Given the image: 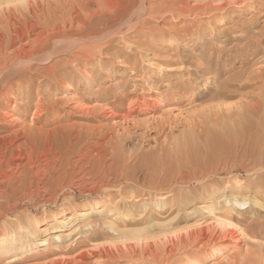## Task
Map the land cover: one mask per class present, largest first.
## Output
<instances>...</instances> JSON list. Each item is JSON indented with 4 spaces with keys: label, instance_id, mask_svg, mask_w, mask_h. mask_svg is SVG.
<instances>
[{
    "label": "rangeland",
    "instance_id": "1",
    "mask_svg": "<svg viewBox=\"0 0 264 264\" xmlns=\"http://www.w3.org/2000/svg\"><path fill=\"white\" fill-rule=\"evenodd\" d=\"M12 1L11 3L9 1L11 5L15 4L17 6L21 4V7L22 5L23 7L27 5L26 9L29 2H37V0ZM52 1L54 6L60 4V1ZM146 1L151 5L150 8L152 9L148 10V15L145 13L143 15L144 17L139 18V24L141 25L134 31H130V35L124 34L123 32L125 31L117 33L118 35L116 34L112 37V42L105 46L101 45L95 50L93 49V56L88 62L77 61L74 58H67L65 53H58L54 61L55 59L56 61L66 60L68 66H66V70L62 69L64 67H60L63 73L57 79H47L45 77L40 79V81L37 79L34 83H30V77L28 76L25 78L28 81L26 82L24 80L25 83L19 86V88L17 87L18 89L14 92L11 91L12 93H6L3 97H0L1 106H5V103H10V110L8 111L6 109L5 111L7 115H11L9 118L12 122L14 120L17 122L18 119L23 121L24 119L25 122L27 121L29 123L35 117L33 119L35 123H32V125L39 131L36 134V141H39L37 144L40 143L44 147L38 145V149L41 147L39 151H42V154L44 153L43 156L45 155L43 151H47L50 154L46 152L48 162H52L51 165L55 166L58 171L56 176L65 173L66 169L70 168L68 171L70 174L68 173L66 180L70 179L69 181H73L76 178H82L84 176L85 178H90L95 176V174H103L101 170L105 168L106 171L107 167L105 166L108 165L110 169L107 170L122 171L124 169L123 172L127 171L129 176L132 175L131 177H134L132 184L126 185L122 181L123 183H120V187L117 185L116 190L112 189L111 197H91L86 200L76 194L77 201L74 202L75 204L69 205L67 198L69 195L72 196V191L63 190V193L60 194L61 197H59L67 198L62 203L57 204L53 202L54 204L51 203L49 206L43 207L41 202L32 204L25 202L10 218L0 222V236H2L0 238H9L13 236L12 234L19 232L20 229L17 227L19 225H17L18 222L22 224H33L37 221L42 226V229H45L50 226L52 218L60 216L61 213L64 212L65 217L62 220L66 223L78 217L81 212L91 211L92 206L97 203L96 206L98 208L101 210L108 209V212L103 216H93L94 218L92 219L95 220H91H99L100 223L92 227L87 226V224L91 223L90 219L79 218L74 224L63 229L62 234L64 235L65 233L67 235L69 233V237L63 238L59 242L56 240L52 241L47 247H34L33 251L28 253L13 251L6 255L1 251L0 264H61V262L66 264L67 262L69 264H149L140 262L137 256L131 257V259H120L113 256L107 262H102L99 261L101 259H98L97 256L93 257L90 255V253L104 246H107L106 248L116 253L117 251L127 252L131 245H137L140 242L144 243V241L152 244L154 250L158 251L159 253H157L160 256H166L160 259L163 261L161 262L162 264H264V166L259 164L260 159H263L264 145L262 146L257 138V140L254 139L256 136H250L248 140L246 138L239 142L227 143L220 147L219 150L222 151V154L218 151L219 157L216 156L217 161L214 156V163L219 165L215 164V169L213 168L211 170L214 171V177L210 181L212 185L209 190L212 191L214 197L213 199H209L208 205H213L215 202L216 204L213 205L214 208L210 212L204 215L201 214L202 212L200 210L204 206L203 200L197 199L193 201L192 198L194 194L203 197L207 192L199 189L201 188V184L195 179H192L193 181L191 180V175L193 172H196L193 168L191 170L190 168L183 170L187 178L189 179L190 177V182H188L189 180L186 176L182 177V172L177 176V178H183V184L186 183L185 186L181 184V188H185L187 192L189 191L187 195L189 201L181 204H173L165 200L164 207L157 208L156 204H149L148 202L155 197L159 198V196L169 198V193L168 191L166 192L168 189L157 186L156 190L151 193L154 189H149L145 184H154L157 178L159 181H163V179L170 175V172L167 170H163L162 172L160 167H157L158 169H155V171H153L154 168L151 170V168L147 167L148 170L150 169V172L147 169L148 172H145V164L140 161V157L145 155L159 159L158 154L162 143L159 142L157 144L155 142L154 138L157 136L156 133H149L147 131L151 127L147 123L150 115H147L143 107L148 102H159L161 97H165L167 102L164 112L171 111L173 116L176 114L178 119L181 118L182 120H180L184 121L183 117H188L192 111L194 116L197 115V112H195L196 109H194L196 106L203 103L207 105L206 100L210 96L216 92L225 91L224 89L227 87L229 91L224 96L223 110H220L216 113L217 115L215 114L212 117L217 120L219 119V123L218 121H216L217 123L213 121L217 125L214 126L215 124L212 122L209 125L207 124V128H211L212 125L214 128H217L222 123V127L226 123L227 126L228 124H232L228 128L231 127V132L233 131L236 134V132L241 131L244 127H242V124L247 120H251L248 117L249 110H246V108L250 105L255 106V104L258 107L251 113H254V120L264 118V105L262 106L264 104V0H183L174 10H172V7H167L164 0ZM1 2L3 3V0ZM66 2L64 3H66V11H68L73 7L74 0H67ZM9 3L7 0L4 1L3 7L5 8V5L8 7ZM186 3L192 5L197 4V7L198 4H201V6L206 5L207 7L189 14H183L177 11V9L184 7ZM48 5L51 7L50 4ZM3 7L0 9L2 10ZM50 7L48 12L53 13V7ZM167 8H170V11ZM160 9L165 10L160 11ZM24 12L27 11L25 10ZM52 13L49 14L52 17H49L51 20L47 18L49 15H46V20H50L48 23L55 19L58 20V23L60 21L62 22L61 18L63 15L61 13H58L56 16ZM53 22H56V20ZM40 23L42 26L45 25L42 24L43 21ZM44 27L39 26L38 32L44 31ZM45 33L48 32L46 31ZM58 43L59 45L61 44L60 42ZM58 43L56 42V45ZM59 45L57 47H60L62 44ZM1 52L4 53L3 49H0ZM70 59H73V63H71ZM34 66L35 68H41L44 66V61H41V63L38 62ZM172 66L178 67H174L176 69H173ZM206 73H209L208 77L211 80H209L202 96H199L197 99L194 97H186L187 93L195 90V86H197L195 85L197 84L196 81L201 80ZM240 80H242V85L248 84V86L244 87L241 91L232 88L233 85L230 84H237ZM33 86H36V88L39 87L40 95L35 96L34 94L33 98H31L33 100L25 99L28 91L30 89L32 90ZM135 90H137L136 95L139 96L137 102H134L132 99L130 101L131 96L134 95L132 93H135ZM171 93L177 97L175 99L173 97L171 98ZM170 101H174V103L172 104ZM258 101L262 103V109ZM33 102L34 104L40 102L44 104L46 102L43 106L48 108L47 105L49 104V107L52 108H48L45 111L46 113L43 111L40 115H37V113L35 115ZM205 105H201L197 109L203 108ZM113 106H116L117 112L120 114L127 113L129 110L131 112L132 110L134 120H123L121 117L112 115ZM257 109H259L260 113L256 112L258 111ZM153 112L157 117L164 114L160 108H155ZM192 113L190 115L193 116ZM206 113L203 115V118L207 117ZM26 114L28 115L26 116ZM180 114H183V116L181 117ZM255 114H257V119H255ZM144 133L146 134L144 135ZM86 134H88L87 138L85 137ZM178 134L177 132V138H179ZM114 135H118L119 140ZM113 136L114 138L112 139ZM250 138H253V140H250ZM23 140L24 138L21 139V142ZM112 145L115 147L112 148ZM258 145L260 146L258 147ZM262 147L263 149H260ZM165 148L163 147L162 149ZM222 148L223 150H221ZM52 149L53 151H51ZM117 152L122 154L120 155L118 153L120 156L116 155ZM108 153H115L116 156L120 157V160H118L120 162L122 161L121 156L126 158L128 156L131 159L130 156L132 154V157L135 156V158L131 160L125 158L126 162L122 167L125 166L123 168L119 166L118 169L112 163L114 155L110 156ZM139 154L144 155L141 156ZM222 155H224L223 161L221 160ZM99 156V160L102 163L98 161ZM110 157L112 159L107 160ZM160 157L164 159L165 155H160ZM201 157H203V153L199 151L197 159H201ZM153 158H151V162L155 161ZM46 159H43L42 162L45 163ZM128 160L131 163L127 166ZM179 160L180 158L172 162H175V166L180 167L179 165L184 164L185 160L181 159V164L178 162ZM53 161L54 164L56 163L55 165ZM134 161L138 165L140 163V166L143 164L142 169L139 166L140 169L138 171L137 165V170L134 172L133 169H136L134 168L135 164H132V162L135 163ZM219 161L223 164H220ZM98 163L102 165H98ZM97 166L99 167L95 169ZM152 172L155 173L153 174ZM146 175L148 176L146 177ZM150 175L153 177H149ZM121 186L125 187L122 188ZM235 186L242 187L241 191L243 190V193L239 191V194H237L239 198L248 195L251 201L244 209H240L238 212L237 209L225 208L219 203L222 197L233 196ZM143 187H146L149 191L151 190L150 193L148 192L150 196L147 195L148 193L144 191ZM181 188H175V190L178 191ZM177 191L174 193H177ZM145 196H147L146 198L148 200ZM133 198L141 201L143 209L139 207L134 213V219L125 221L122 219L123 210L119 211L118 208L126 207L129 200H133ZM216 198L221 200H217ZM256 198L260 202L259 205L253 204V200H256ZM123 199L128 202L125 203ZM113 207L115 209H112ZM46 212L51 214V216L46 217L44 215ZM148 218L153 220L151 224H157L155 225L156 227L149 228V225L146 223L150 220ZM108 219L113 222L110 223L111 225H105L103 222H107ZM227 224L231 226L229 227ZM238 225L239 227H237ZM111 226L114 229L116 228L117 231L111 229ZM249 226L256 227L259 232H257L256 237L244 238V241L236 245L234 239L225 241L222 237V234L227 229L239 231ZM143 228L145 230L147 228V233L143 230V233L141 232L142 234L140 233L138 236L139 238L127 234V232L132 230H140ZM124 233L131 237L126 238L127 236ZM188 234L193 235L190 236ZM40 235V239L47 236L46 234ZM48 235L49 237L54 236L55 233L51 232ZM183 237L186 240H181L180 242L177 240L179 238L185 239ZM189 237H192L193 242L191 238L189 240ZM175 239L176 242H174ZM69 243L72 244L68 246ZM171 243H173V246ZM178 243L181 244L178 245ZM169 245L174 249L176 246L175 250L178 251L174 253L175 250L169 247ZM125 247L127 249L126 251ZM139 248L140 246H138ZM169 250H173L174 254L170 253ZM168 252L171 255L167 254ZM84 253H87V255L89 253L88 257L79 261L82 259ZM166 258L168 259L166 260ZM160 260L157 264H160ZM151 264L155 263L151 262Z\"/></svg>",
    "mask_w": 264,
    "mask_h": 264
},
{
    "label": "bare ground",
    "instance_id": "2",
    "mask_svg": "<svg viewBox=\"0 0 264 264\" xmlns=\"http://www.w3.org/2000/svg\"><path fill=\"white\" fill-rule=\"evenodd\" d=\"M4 1H6V0H3V3H4ZM9 1L11 3L12 0H7L8 3H9ZM51 1L52 0H42V1L37 0L36 3H30L29 2L27 9H26L27 5L25 7H23V5H22V7H23L22 8L20 6L21 4L20 5L18 4L19 6L12 4L13 5L12 6L10 3L8 4L9 5L8 7H6V5H5V8H4L3 3L2 2H1L2 4L0 3V6L2 5V7H3L2 10L0 9V49H3V51H4V53L3 52L0 53V55H2L0 58V97L1 96L3 97V95H5L6 93H10L11 91L14 92L16 89L19 88V86H21V85H23V83H25L24 80L26 81L25 78L28 76L30 77L29 78L30 83L31 82L34 83L35 80H37V79H39L38 81H40V79L45 78V77L47 79H49V78L57 79V77L62 75V73H63L62 71L67 69L66 66H68L66 60L62 59V60L56 61V59H55V61H54V58H55L56 54H58V53H60V54L65 53L67 55V58H69V57L74 58V60L76 59L77 61L81 60L83 62H85V61L88 62L93 56V51L95 49H97V47H100L101 45L105 46V45L109 44L110 42H112L113 41L112 37L115 36L117 33L125 31L123 33L128 35L130 31H134L135 29H137V27H139V25H141V24H139L140 23L139 18L142 17L145 13L146 14H147V12L149 13L148 10L152 9V8H150L151 5L146 0H74L73 7H71L70 10L66 11V3H67L66 1L67 0H55L56 2L60 1V4L58 6L57 5L54 6V4H52L53 1L52 2ZM62 1H63V3H62ZM181 1H183V0H164V3H166L167 7H170V8L172 7V10H174V8H177L179 6V3ZM64 2H66V3H64ZM48 4H50L51 7H53V13L51 12L52 14H54L56 16L58 13H61L63 15V17L61 18L62 22L60 21L61 24H60V22L58 23L57 19H55L56 22H53V21H55V20H53L52 22L48 23L52 18L49 15L51 13L48 12V9L50 7ZM196 5L186 3V4H184V7L177 9V11H179L183 14H189V13L197 12V10L199 11V9H201V8L207 7L206 5L201 6V4H198V7ZM2 7H0V8H2ZM47 7H48V9H47ZM159 8H161V7H159ZM170 8H167V9L170 11ZM208 8H209V5H208ZM211 8H213V7H211ZM165 9H160V11L165 10ZM25 10L27 12H24ZM201 11H203V10H201ZM164 13L166 14V12H164ZM181 13H180V15H181ZM46 15H49V16H47V18L51 17V18H49L50 20L49 19L46 20ZM42 21H43L42 24H45V25H43V26H45L43 28L44 31L38 32L39 26L43 27L40 23ZM46 31L48 33H45ZM56 42L57 43L60 42L62 45L60 44L61 45L60 46L58 43V45L60 47H57L58 45H56ZM54 45H56V46H54ZM72 60L73 59H70L71 63H73ZM41 61H44V66L41 68H35L34 65L38 62L41 63ZM60 67H64L65 69L62 68L63 70H60ZM174 67H178V66H172L173 69H176ZM181 67H182V65H181ZM184 70H185V68H184ZM198 71H200V70H198ZM208 74L209 73L204 74V76L201 80L196 81L197 84H195V85H197V86H195V90L190 92V93H187L186 97H194L195 99H197L199 96H202L203 92L207 88L209 80H211V78L208 77ZM252 81H250V82H252ZM241 82H242V80H240L237 84H230V85H233L232 88H236V89H238V91H241L244 87L248 86V84L242 85ZM37 84H39V83H37ZM224 90L225 91H219V92L214 93L212 96H210V98L208 100H206L207 105H205L204 103L201 104L203 106L205 105V107L202 106L203 108L197 109V108H199V106L201 107V105H199V104H198L199 106L194 105V106H196L194 109H196L195 112H197L196 113L197 115L194 116V114L192 113L193 111H192L191 113L193 114V116L190 115L191 113L189 114L190 116L188 115V117L184 116L185 117V118L183 117L184 121H181L182 119L180 117L179 118L181 120L178 119L176 114H175V116H173V114H171L172 113L171 111L164 112L166 109V106H167L166 105L167 102H166L165 97H161V100L157 103L156 102H148V104L145 105V107H143L144 111L147 113V115H150V117H148L149 119L147 120V123L150 124L151 127H149L147 129V131H149V133L154 132L157 134V136L154 138V140L157 144L159 142H161L162 147L160 148V151L158 154L159 159H155V158H153V156L151 157V156L147 155L148 156L147 157L145 155L146 156L145 157V156H143L144 154L143 155L139 154V155L143 156V157H140V161H141V163L143 162L145 164V166H144V168L146 167L145 170L147 169V167H149V168H151V170H153L152 168H154L153 171H155V169H158L157 167H160V170H162V172H163V170H167L170 172L169 173L170 175H168L167 178L163 179V181H159L157 178L158 176H157V177H155V178H157V181L154 180L155 181V183L153 182L154 184H145V186L148 187L149 189H151V190L154 189L153 191L150 190L151 193L156 190L157 186H160L163 188L165 187L166 189H168V190H166V192L168 191L169 196H170L169 198H162L160 196L158 198V197L154 196L155 198L152 199L150 202H148L149 204H156L157 208H161V207H164L166 201H170V203H173V204H177V203L181 204V203H184L185 201L188 202L189 197H187V195L189 194V191L187 192V190L185 188H183V189L181 188L182 187L181 184L184 183L183 178L182 179H181V177L177 178V176H179V173L181 174V172H182V174H181L182 177L186 176V178H187V175L183 170H187L188 168H190V170H191V168H193L196 172H193V174L191 173L192 174L191 180L195 179L198 183H200L201 188H199V189H201V190L203 189L207 193L205 192L206 195H204L203 197H199V196H197L198 194L197 195L194 194L192 199H193V201L197 200V199L203 200L202 202H204V206H202L200 209L202 212L201 213L202 215L210 212L214 208L213 205L216 204V202H215L213 205H210V204L208 205V201H210L209 199H213V197H214L213 196L214 194L212 193V191L209 190L210 186L212 185V182H210V181L214 177L213 176L214 171H211V170L214 168L215 164H217V163H214V159L216 158L215 160L217 161L216 156H218V151H220L219 150L220 147L227 144V143L229 144L231 142H239L240 140H244L246 138L248 140V137H250V136L253 137V135L256 136L254 139L257 138L258 141L261 142L262 146L264 145V118L263 119L258 118V120H254V117H253L254 113L251 114L252 111H254L255 108L258 107V106H256V104H255V106L250 105L246 108V110H249L248 117H250L251 120H247L244 124H242V127L243 126L244 127L242 128L241 131L236 132V134L233 131L231 132V127L228 128L232 124H230V125L228 124V126H227L226 125L227 123H226L225 124L226 126L224 125L222 127V125H223V123H222V124H220V126H217V128L216 127L214 128L213 125L211 126V128H207V124L209 125V123H212L213 121L215 123H217L216 121L219 120V119L218 120L214 119L212 117H214L213 115L218 113L220 110H223L224 96L226 95L227 91H229V90H227V87ZM39 93H40L39 87L36 88V86L35 87L33 86L32 90L30 89L28 91L27 95L26 96L24 95V96H25V99L33 100L31 98H33L34 94L36 96V95H40ZM136 93H137V90H135V93L134 92L132 93L134 95L131 96L130 101H131V99L134 100V102L138 101L139 96H137ZM41 94H42V92H41ZM172 97L175 99L177 96L175 94L171 93V98ZM150 99H151V97H150ZM8 101H6V102H8ZM154 101H155V99H154ZM34 102H35V100H34ZM34 102H33V104H34ZM37 102H39V101H37ZM171 102H172V104L174 103V101H170V103ZM258 103H260V102L258 101ZM9 104L5 103L4 104L5 106H1L2 104L0 105V222L5 221L8 218H10V216L12 214L16 213L18 211V209L22 206V204H24L25 202H29L31 204L41 202L43 207L49 206L53 202H56L57 204L60 202L62 203V201H64V199L67 198V197L66 198H60L61 197L60 194L63 193V190L72 191V196L69 195L70 198L69 197L67 198L68 202H69L68 204L71 205L77 201L76 194L82 198H85L86 200L91 198V197H97V198L102 197V196L111 197V190L112 189L114 190L119 185H121L120 183L122 181H124L126 185L132 184L134 177H131L132 175L129 176L127 171H125L127 173L123 172L124 169L123 170L121 169L122 171H120V170H117V171L111 170L110 171V170H107V169H110V168H108V165L105 166V167H107L106 171H105L104 166H103L104 170H101L102 172L99 171L103 174H99V175L95 174V176L90 177V178H85V176H84L82 178H76V180L74 179L73 181H69L70 179L66 180V177L68 176V173H69L68 171L70 170V168H67V167H66L67 169H66L65 173H63V174L61 173L58 176H56V173L58 171L55 168V166L51 165L52 162L51 163L48 162L49 160H48V156L46 154L47 151H43V152H45L46 156L45 155L43 156L44 153L42 154L41 153L42 151L41 152L39 151V149H41V147H43V146H41L40 143L37 144V142H39V141H36V134L39 131L37 130V128H34V126L32 125V123L33 124L35 123L34 122L35 120H33V119H35V117H33V119L30 121L28 120L29 123H27V121L25 122L24 119H23V121H21L20 119H18V120L16 119L17 122H15V120L12 122L9 118L11 115L10 116L7 115V112L5 111L6 109H8V111L10 110ZM44 104H46V102ZM44 104H42L41 102L34 104L33 108H34L35 115H36V113H37V115H40L43 111L45 112L48 108H50V109L52 108V107H49V104L47 105L48 108H46L45 106H43ZM261 104L262 103H260V106H261ZM263 105L264 104H262V106ZM262 106L260 107L261 109H262ZM155 108L156 109L160 108V110L163 111L164 114L162 116L157 117L155 115V113L153 112V111H155ZM175 109H177V108H175ZM251 109H253V110H251ZM259 109H257L258 111H256V112L260 113ZM117 111L118 110H117L116 106H113L112 107V115H115L116 117H121L123 120H129V119L132 120L134 118V117H132V115H133L132 110H131V112L129 110V112L124 113V114H120ZM206 112H209V113H206ZM205 113L207 114V117L203 118V115H205ZM27 115L28 114H26V116ZM256 115L257 114H255V117H256L255 119H257ZM180 116L182 117L183 114L182 115L180 114ZM23 118H24V116H23ZM12 119H14V118H12ZM178 120H180V121H178ZM221 121H223V120H221ZM218 123H219V121H218ZM216 125L217 124H215L214 126H216ZM219 127H221V128H219ZM12 128H16V129L12 130ZM177 132L179 133L178 134L179 138H177V135H176ZM124 133H127V132H124ZM145 134L146 133H144V135ZM87 135L88 134H86V136H85L86 138H87ZM141 135L143 136V134H141ZM114 136L112 137V139L114 138ZM40 137H41V135H40ZM85 137H83V138L85 139ZM115 137H117L119 140L118 135H116ZM125 137H127V136H125ZM23 138H24V140H23V142H21V139H23ZM121 138H122V136H121ZM112 139H111V141H112ZM251 139L253 140V138H250V140ZM39 140H40V138H39ZM100 140H101V137H100ZM249 143H251V141H249ZM111 144H112V142H111ZM38 145L41 146L39 149H38V147H39ZM260 145H258V147ZM115 146H116V144H115ZM115 146L112 145V148ZM163 147L164 148L166 147V148L162 149ZM263 147L260 149H263ZM112 148H111V150H112ZM221 150H223V148ZM51 151H53V149ZM199 151L203 153V157H201V159L200 158L197 159V155H198ZM220 152L222 154V151H220ZM115 153L114 154L108 153L110 156L114 155V157H113V159L110 157L107 160L112 159L113 160V162H112L113 166L115 165V168L117 167L119 169V166L122 167V165L126 162V160H125L126 157L121 156L122 161H124V162H122V161L120 162L118 160H120L119 156L122 153L117 152L116 155L120 154L119 156H116ZM160 155L161 156L165 155L164 159L162 157H160ZM224 155H226V154H224ZM224 155H222L221 160L222 159L224 160V158H223ZM53 156H54V153H53ZM97 156H98V154H97ZM97 156H96V158H97ZM214 156H215V158H214ZM46 157H47V159H46ZM123 157H124V159H123ZM99 158H100V156L98 157V161H100ZM107 158H108V156H107ZM127 158H128V156H127ZM130 158L133 159V158H135V156L132 157V154H131ZM151 158L155 159V161L152 159L154 162H151ZM179 158H180V160L181 159L185 160L184 164L183 163L181 164L180 160L178 161L181 164V165L178 164L180 167L175 166V162H172L173 160L175 161V160H178ZM262 158L263 159H260L259 164L264 166V155L262 156ZM43 159L44 160L46 159L45 163L42 162ZM49 159H50V157H49ZM56 159H57V157H56ZM82 159L85 160L84 158H82ZM131 159H129V160H131ZM101 160H103V158H101ZM129 160L127 162V166H128V164L131 163V162L129 163ZM137 160H138V157H137ZM149 160H150V162H149ZM80 161L81 160H79V162ZM105 161H106V157H105ZM55 162H57V161H55ZM100 162L102 163V161H100ZM67 163H68V161H67ZM81 163H82V161H81ZM93 163H95V162H93ZM93 163H91V164H93ZM101 163H98V165L99 164L102 165ZM136 163L137 162H135V163L132 162V164H135L134 168H136L138 165V163L137 164ZM177 163H176V165H177ZM53 164H54V161H53ZM66 164H64V165L66 166ZM220 164H223V163L220 162ZM224 164H225V162H224ZM69 165L71 166V164H69ZM69 165H67V166H69ZM109 165L111 166V164H109ZM217 165H219V164H217ZM217 165H216V167H218ZM94 166H96V165L94 164ZM139 166H140V163L138 165V171L140 169ZM56 167H57V165H56ZM98 167L99 166H97L95 169H97ZM131 167L133 168V166H131ZM140 167L142 169L143 164ZM115 168H114V170H115ZM182 168H184V169H182ZM64 169H65V167H64ZM193 169H192V171H193ZM130 170H129V172H130ZM133 170L135 172L137 170V168L133 169ZM147 170L145 172H148V171L150 172V169L148 171ZM160 170H158V171L161 172ZM159 172H158V174H159ZM144 174H146V173H144ZM147 176L148 175H146V177ZM189 176H190V174H189ZM146 177H145V179H146ZM149 177H153V176L150 175ZM149 177H148V179H149ZM189 179H190V177H189ZM262 179H263V177H262ZM235 180H234V182H235ZM185 181H186V179H185ZM188 182H190V180ZM185 184H183V185L185 186ZM134 185L135 184L133 183V186ZM133 186H131V187H133ZM121 187L123 188L125 186H121ZM146 187L145 188L143 187L144 191H147V193L148 192L150 193V191ZM175 188H177V189L181 188V190L179 189L180 191L178 190L179 191L178 192L177 190H175ZM241 189H242L241 186H235V188H234L235 192L233 193V196H231V197L224 196L222 198L220 197L222 200L218 198L219 200H221V201H219V203L222 204L223 207H225V208L237 209V212L240 209H244V207L247 204H249L251 201H250V198L248 195H247L248 197L246 196V197H240V198H239V196H237V194H239L238 192L241 191ZM121 191H122V189H121ZM176 191H177V193H174ZM242 191L240 193H243ZM149 193L147 195L150 196ZM171 193H173V194L171 195ZM201 193H202V191H201ZM144 195H145V193H144ZM166 195L168 196V194H166ZM133 196H135V195H133ZM243 196H245V195H243ZM135 197H137V196H135ZM146 197L147 196H145V198ZM142 199H143V197H142ZM140 200H141V198H140ZM124 202L126 203L128 201L124 200ZM97 204L92 206L91 211L81 212L78 215V217H76L73 220H70L69 222L67 221L66 223H65V221L62 220V218L65 217V214L63 212L60 214V216L52 218V222H50V226L48 228H45V229H42V226L37 221L34 222L33 224H31V223L30 224H22L21 222H18L17 225L18 224L19 225L17 227H19V229H20L19 232L12 234L13 236H11L9 238H0V252L3 251L5 255L7 253H10L13 251H20L23 253H26V252L28 253V252H32L34 247L35 248L47 247L52 243V241H55V240L59 242L63 238L69 237V233L67 235L65 233H64V235L62 234L63 229L69 227V225H71V224H74L79 218L91 220L92 218H94L93 216H96V215L97 216H99V215L103 216L104 214H106L108 212V209L101 210L100 208H98L96 206ZM253 204L259 205L260 202H258V200L256 198V200H253ZM126 205H127L126 207L125 206L120 207L121 209L118 208V210L119 211L123 210L122 219H124L125 221H131L134 219V213L136 212V210L139 207L142 208V203L138 199L133 198V200H129L128 204H126ZM112 209H115V207H113ZM44 215L46 217L51 216V214H48L47 212ZM148 219H150V218H148ZM92 220H95V219H92ZM92 220H91V223L87 224L88 227H92L94 225H97V223H100L99 220H97V221H92ZM103 222L105 223V225H109L112 221L108 219L107 222H105V221H103ZM152 222H153L152 219H150L146 222L147 225H149V228L156 227L155 225H157V224H151ZM227 225H229V227L231 226L230 224H227ZM239 225L237 227H239ZM111 229L117 231L116 228L114 229V228H112V226H111ZM143 230H145V228L140 229V230H132L130 232H127V234L134 235V237L139 238L138 236L140 235L141 232L143 233ZM51 232L55 233V235L54 236L52 235L49 237L48 234ZM124 232L126 233L125 230H124ZM144 232L147 233V228ZM257 232L258 231H257L256 227L249 226V227H246V229L239 230V231H235L233 229H227L223 234L222 233L221 234H222V237L225 241H229V240L234 239L235 245H236V244H239L242 241H244V238L256 237V235L259 233V232L258 233ZM125 233H124V235L127 236L126 238L131 237L129 235H126ZM40 234H46L47 236L43 239H40V236H41ZM188 235H190V234H188ZM191 235H193V234H191ZM0 237H2V236H0ZM183 238H185V237H183ZM190 238L192 240V237H189V240H190ZM176 239H175V241L174 240L173 241L176 242ZM177 240H179V242H180L181 240H186V238L185 239L179 238ZM219 240H221V239H219ZM192 242H193V240H192ZM220 242H222V240ZM140 243H142V242H140ZM140 243L137 245H131V247L128 249L127 252L117 251V253L114 252L113 250L106 248L107 246L106 247L102 246L103 248H98L95 252L90 253V255L93 257L97 256L98 259H101L99 261H102V262H107L113 256H116L120 259H129V258L131 259V257L137 256L138 260L140 262L142 261V262H146L149 264H151V262L157 264L161 258L166 257V256H164V257L160 256V254H158L159 252L154 250L152 244L146 243L145 241L142 244H140ZM71 244L72 243H69L68 246ZM171 244L173 246V243H171ZM180 244L178 243V245H180ZM138 246H140L141 249L140 248L138 249ZM172 246L169 245V247H172ZM127 247H129V246H127ZM110 248H111V246H110ZM175 249H176V246H175ZM177 249H180V248H177ZM126 250L127 249L125 247V251ZM176 251H178V250H175L174 253ZM170 253H173V250L170 251ZM170 253L168 252L167 254H170ZM88 255H89V253H88ZM88 255H87V253H84L82 255V259L79 261L84 260L86 257H88ZM115 259H117V258H115ZM132 259H134V258H132ZM148 259H150V260H148ZM167 259L168 258H166V260ZM161 262H163V261L160 260V264H162ZM61 264H66V263L61 262ZM67 264H69V263L67 262ZM99 264H101V263H99Z\"/></svg>",
    "mask_w": 264,
    "mask_h": 264
}]
</instances>
